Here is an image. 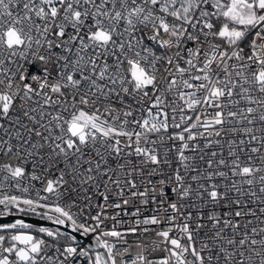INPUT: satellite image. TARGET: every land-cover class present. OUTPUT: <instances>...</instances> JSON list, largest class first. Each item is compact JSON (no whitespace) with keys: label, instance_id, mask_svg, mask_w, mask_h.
Segmentation results:
<instances>
[{"label":"snow or ice","instance_id":"6c2138e0","mask_svg":"<svg viewBox=\"0 0 264 264\" xmlns=\"http://www.w3.org/2000/svg\"><path fill=\"white\" fill-rule=\"evenodd\" d=\"M9 217L0 264H264V0H0Z\"/></svg>","mask_w":264,"mask_h":264},{"label":"built area","instance_id":"2783aa9c","mask_svg":"<svg viewBox=\"0 0 264 264\" xmlns=\"http://www.w3.org/2000/svg\"><path fill=\"white\" fill-rule=\"evenodd\" d=\"M34 183H36V182H34ZM36 188H37V189H42V185H40L39 183H36ZM42 194H43V193H42ZM33 195H35L34 192H33ZM123 219H124V220H129L130 218L127 217V216H125V217H123ZM128 239H129V242H130V245H131L130 248H129V253H128V255L134 257V256L136 255V253L140 251V249L136 247V244H137L138 242H141V243H151V241H152L153 239H157V238L154 237V236H152V235H149L147 239L141 238L140 241H137L136 237H134V236H129ZM82 242H86V241H82ZM101 250H102V249H101ZM102 251H103V250H102ZM117 264H120V258H119V255L117 256Z\"/></svg>","mask_w":264,"mask_h":264},{"label":"water","instance_id":"95a60500","mask_svg":"<svg viewBox=\"0 0 264 264\" xmlns=\"http://www.w3.org/2000/svg\"><path fill=\"white\" fill-rule=\"evenodd\" d=\"M16 217H9L7 218V220L5 221H0V222H11L12 220H14ZM23 219H25L26 222L28 223H33V224H45L46 226H49V227H52V225L46 221H39V220H36L35 218H32V217H22ZM90 240V238H89ZM88 242V241H86ZM102 251V250H100Z\"/></svg>","mask_w":264,"mask_h":264}]
</instances>
